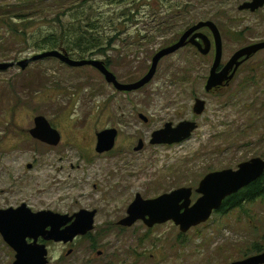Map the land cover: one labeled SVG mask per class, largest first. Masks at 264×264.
I'll use <instances>...</instances> for the list:
<instances>
[{
    "label": "rangeland",
    "instance_id": "1",
    "mask_svg": "<svg viewBox=\"0 0 264 264\" xmlns=\"http://www.w3.org/2000/svg\"><path fill=\"white\" fill-rule=\"evenodd\" d=\"M83 1L46 0L32 14L49 13L51 19ZM248 1L168 0L158 6V0H127L135 4L130 18L122 12L125 7L90 0L80 10L93 13L90 20L97 25L91 32L103 44L85 59L108 63L121 84H132L148 72L158 51L198 22L211 21L222 37L223 66L241 48L264 41V8L238 11ZM16 3L0 0V7ZM41 27L45 34L46 22ZM12 47L0 35V63L42 53L33 51L31 42ZM213 60L214 48L203 56L188 45L162 59L152 81L131 93H118L90 67L70 68L54 59L0 72V210L25 204L33 213L96 212L88 236L62 247L48 245L49 264H232L257 255L254 246L264 252V199L213 213L186 234L172 222L151 229L141 221L128 229L117 226L136 195L151 200L186 188L192 190V206L206 175L235 171L255 158L264 161V51L243 63L228 85L207 93ZM196 99L205 102L200 116L193 112ZM38 116L59 132L58 146L30 137ZM183 121L197 125L190 139L172 146L149 144L153 132ZM106 129L117 130L115 146L97 154L95 134ZM138 141L143 149L134 152ZM14 260L0 236V264Z\"/></svg>",
    "mask_w": 264,
    "mask_h": 264
},
{
    "label": "water",
    "instance_id": "2",
    "mask_svg": "<svg viewBox=\"0 0 264 264\" xmlns=\"http://www.w3.org/2000/svg\"><path fill=\"white\" fill-rule=\"evenodd\" d=\"M264 8V0H250L238 7L239 12L255 13ZM208 29L214 48V60L205 84V92L226 86L234 78L238 69L257 53L264 51V41L241 48L222 66V37L217 26L211 21L198 22L187 29L172 45L158 51L152 58L148 72L132 84H121L101 61L74 60L67 54L57 50L45 51L32 58L20 61L0 63V72L14 67L21 70L33 62L54 59L70 68L90 67L102 75L104 81L119 93L136 92L148 85L154 78L159 62L174 55L182 48L190 45L206 56L211 52V41L200 31ZM202 41V44L199 43ZM205 102L196 99L193 112L200 116ZM146 123L147 118L139 115ZM197 129L195 122L183 121L176 127L167 123L163 129L152 133L149 144L152 146H172L181 144L191 138ZM30 137L48 146L56 147L61 141L60 134L51 127L44 117L33 119V128L28 132ZM117 130L106 129L96 133L95 152L108 153L113 150L117 138ZM143 141H138L134 152L143 149ZM30 168V166H28ZM264 174V161L260 158L242 163L237 170H223L206 175L195 191L200 198L191 206V189L181 188L156 199L143 200L136 195L127 209L126 217L117 226L131 228L141 221L151 229L157 225L172 222L182 234L192 228L205 224L213 213L218 212L224 201L259 180ZM95 211L80 210L69 215L55 214L51 211L33 213L25 204L18 208L0 210V236L3 242L14 251L13 264H48V252L45 244H71L78 237H84L94 228ZM42 240V243H39ZM232 264H264V252Z\"/></svg>",
    "mask_w": 264,
    "mask_h": 264
},
{
    "label": "trees",
    "instance_id": "3",
    "mask_svg": "<svg viewBox=\"0 0 264 264\" xmlns=\"http://www.w3.org/2000/svg\"><path fill=\"white\" fill-rule=\"evenodd\" d=\"M45 1L46 0H18V3L15 5L6 4L1 6V40L7 39L8 42L14 46L12 47L13 50H18L16 47L20 45L28 46L31 42L33 51H41L43 53L45 50H57L77 60H86V54H88L87 57H93L94 54L100 52L103 41L99 37L92 35L94 32H91L92 28L90 27L92 25H97V23L94 24V22L90 20L93 13L90 12L86 14L85 11L80 10L85 5L88 6L90 0H84L79 4L77 9L71 8L63 10L54 15L51 19H48L49 13L42 15V17L33 15V10L41 8ZM126 1L127 0H109V4L117 8L125 7L122 12L125 14L128 13L131 18V11L135 8V4L133 2L127 3ZM164 1L166 2L168 0H158V6ZM6 9H19V13H6ZM45 12L46 11L43 13ZM148 12L157 13L158 11H153L151 9ZM124 13L120 15V17H122L121 19H124ZM44 22H46L48 27V31L45 34L41 31V26ZM3 35H6L7 38H3ZM77 51L80 52V56L76 55ZM11 62H16V59L14 58ZM103 64L106 68H109L108 63L103 62ZM262 199H264V174L250 186L227 198L221 209L216 213L224 214L234 210H241L245 204H252ZM253 252L260 254L262 250L254 246Z\"/></svg>",
    "mask_w": 264,
    "mask_h": 264
},
{
    "label": "flooded vegetation",
    "instance_id": "4",
    "mask_svg": "<svg viewBox=\"0 0 264 264\" xmlns=\"http://www.w3.org/2000/svg\"><path fill=\"white\" fill-rule=\"evenodd\" d=\"M204 30V31H203ZM203 30H201L200 32L201 33H203L205 36H207L209 39H210V41H211V44H212V47H211V51H212V48H213V43H212V37H209V35H208V33H210L209 32V30L208 29H203ZM203 31V32H202ZM205 33H207V34H205ZM199 43H201L202 44V47H203V43H202V41H199ZM105 63V62H104ZM107 69H109V68H107ZM94 70V69H93ZM96 71V70H95ZM108 85V84H107ZM110 87H112L113 88V86L112 85H109ZM114 89V88H113ZM115 90V89H114ZM119 93V92H118ZM61 136V135H60ZM120 228H122V229H128V228H123V227H120ZM90 234V233H89ZM88 234V235H89ZM88 235H86V236H88ZM86 236H84V237H86ZM84 237H78V238H84ZM78 238H76L75 240H77ZM87 239H89V238H87ZM74 240V241H75ZM39 243L41 244L42 243V240H39ZM50 244H54V247H62V246H65V245H68V244H63V243H52V242H49V243H46L45 244V246H46V249H47V252H48V264H49V258L51 257L50 256V254H49V250H48V245H50ZM89 244H90V246L93 248L94 246H95V242L94 241H90L89 242ZM93 249H91V251H92ZM72 251L71 250H69V251H67V253L66 254H70ZM102 255V253L101 252H97V256L98 257H100Z\"/></svg>",
    "mask_w": 264,
    "mask_h": 264
},
{
    "label": "bare ground",
    "instance_id": "5",
    "mask_svg": "<svg viewBox=\"0 0 264 264\" xmlns=\"http://www.w3.org/2000/svg\"><path fill=\"white\" fill-rule=\"evenodd\" d=\"M35 118V117H34ZM57 131V130H56ZM58 132V131H57ZM59 133V132H58Z\"/></svg>",
    "mask_w": 264,
    "mask_h": 264
}]
</instances>
